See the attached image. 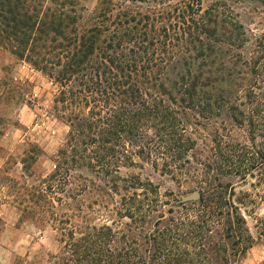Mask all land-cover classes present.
I'll list each match as a JSON object with an SVG mask.
<instances>
[{
    "label": "rangeland",
    "instance_id": "rangeland-1",
    "mask_svg": "<svg viewBox=\"0 0 264 264\" xmlns=\"http://www.w3.org/2000/svg\"><path fill=\"white\" fill-rule=\"evenodd\" d=\"M81 4L87 17L97 9L108 10L112 19L128 11L138 20L148 17L154 29L147 34L162 44L150 47L154 76L179 66V57L184 56L182 42L180 48L164 45V28L169 29V39L175 22L181 26L179 16L187 18L193 12L199 21L216 11L232 32L215 39L214 47L220 54L217 64L235 70L227 96L237 110L213 108L210 113L176 105L177 127L165 134L146 126L138 139L105 145L94 142L99 135L93 132L92 141L83 147L92 158L87 163L98 167L75 169L67 177L70 120L87 116L89 108L61 103L65 84L55 72L51 76L40 72L0 43V264H72L70 244L89 229L104 226L137 238L146 264H166V255L182 264H264V0H84ZM181 28L174 35H180L185 27ZM77 86L71 82L66 90ZM90 101L89 107L95 103ZM110 148L116 152L107 155L108 165L97 162L94 151L100 150L102 156ZM134 176L137 179L131 180ZM50 182L54 190L48 195L54 208L49 207L44 218L38 215L39 221L27 217L18 196L25 188L45 189ZM128 207L136 220L146 221L131 224ZM165 228L157 242L145 244L147 235ZM160 253L166 258H155Z\"/></svg>",
    "mask_w": 264,
    "mask_h": 264
},
{
    "label": "trees",
    "instance_id": "trees-1",
    "mask_svg": "<svg viewBox=\"0 0 264 264\" xmlns=\"http://www.w3.org/2000/svg\"><path fill=\"white\" fill-rule=\"evenodd\" d=\"M83 1L0 0V43L10 47L12 54L30 62L40 72L48 76L55 72L60 83L65 84L61 103L68 102L71 108L80 110L89 108L87 116L81 117L80 114L70 120L71 152L64 162L65 176L70 177V172L75 169L98 167L93 162V166L91 162L87 163L92 158L85 155L83 147L92 141L89 137L93 132L99 135V140L94 142L105 145L113 140L138 139L144 134L146 126L165 134L167 129L177 127L176 105L187 104L210 113L213 108H226L230 113L237 110L236 104L227 96L236 77L235 70L232 66L217 64L220 54L214 47L215 39L232 32L216 11L207 12L199 21L193 12L187 18L179 16L181 26L185 28L180 35H174L182 29L175 20L176 30L171 32L173 34L169 39V29L164 28V45L180 48L182 42L184 56H178L182 62L179 66L169 70L164 68L168 72L161 69L154 76L155 59L149 51L151 46L155 47L156 42L161 44V41L155 35L147 34L149 28H153L149 18L138 20L128 11L112 19L108 10L101 9L87 17V8L81 4ZM112 4L115 5L113 1ZM141 27L146 29L144 33ZM169 28L173 29L172 26ZM74 81L77 88L66 90L68 84ZM90 100L95 102L91 107ZM112 102L117 105L109 106ZM99 152L94 151L98 155L97 162L105 164L107 155L114 154L116 150L106 149L102 156ZM105 173L109 177L111 171ZM136 177H131V180ZM66 182V179L62 181L63 184ZM113 183L117 188V183ZM147 184L152 187L151 182ZM139 185L144 187L145 183L139 182ZM53 190L51 182L45 189H24L18 200L21 205H26L23 212L27 217L39 221L38 215L44 218L49 207L54 208L48 195ZM135 199L136 196L130 198L132 202ZM202 201L205 199L202 198ZM125 209L131 215V224L146 221L144 217L136 220L131 213L132 207ZM156 231L144 238L146 245L157 242L158 236L165 235L167 229ZM80 237L70 244L72 258H68V262L72 264H80L81 261L84 264H146L137 238L123 233L119 235L105 226L91 228ZM163 238L159 244L161 250L164 247ZM162 256L160 253L155 258ZM166 256L169 257L166 264H182L180 259Z\"/></svg>",
    "mask_w": 264,
    "mask_h": 264
},
{
    "label": "water",
    "instance_id": "water-1",
    "mask_svg": "<svg viewBox=\"0 0 264 264\" xmlns=\"http://www.w3.org/2000/svg\"><path fill=\"white\" fill-rule=\"evenodd\" d=\"M197 197V195H194V197H191V198H196Z\"/></svg>",
    "mask_w": 264,
    "mask_h": 264
}]
</instances>
